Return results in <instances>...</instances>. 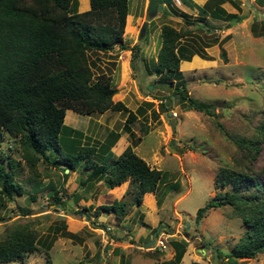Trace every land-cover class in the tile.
Masks as SVG:
<instances>
[{
    "label": "rangeland",
    "instance_id": "374dc122",
    "mask_svg": "<svg viewBox=\"0 0 264 264\" xmlns=\"http://www.w3.org/2000/svg\"><path fill=\"white\" fill-rule=\"evenodd\" d=\"M192 1L203 4L206 0H172L171 4L189 19L197 20L198 9L191 6ZM79 3L82 6L87 0H78L77 8ZM161 4L163 8L147 18V0H130L123 32V42L129 47L116 44L112 50L89 52L92 59L97 57L95 76L104 72L113 77L117 91L112 99L122 100L131 110L142 106V114L130 124L133 134L122 128L125 110L110 108L81 114L68 108L64 123L84 133L77 137L83 144L106 142L108 132L112 130L113 135L118 132V137H111L109 158L116 157L132 140L138 141L133 149L151 166L165 171L163 181L155 192H145L141 204L136 205L134 186L129 179L116 188L107 187L101 179L87 187L80 184L84 171L79 167L65 168L68 174L64 175L61 167L44 161L37 163L40 175H33L21 156L18 142L3 130L0 162L7 165L9 157L20 159L23 170L18 180L36 197L15 193L13 199L5 198V206H0V236L16 221H31L40 239L49 243L46 246L42 240L38 241L36 250L5 264H46L47 254L51 264H168L173 253L170 239L183 237L188 244L179 264L232 263L226 255L243 237L246 224L230 204L211 207L200 220H196V210L215 193L227 188L214 183L219 166L237 167L234 159L237 148L231 135L253 139L259 135L264 120V0H227L223 7L237 13L239 20L206 17L210 30L193 29L194 34L202 36V39L195 36L202 46L207 39L216 40L204 47L209 58L194 53L189 59H181L179 68L186 77L189 97L206 105L213 114L189 108L188 99L173 94V86L163 82L166 74L154 71L162 23H171L176 28L191 26L184 22L182 14L174 13L170 4ZM145 19L148 20L146 30L139 38ZM160 99H169L166 105L170 107V116L166 113L169 110L162 112ZM262 156L256 163H261ZM94 158L98 160L100 156ZM50 184L61 190L60 195L68 205L52 203ZM227 189H231L230 185ZM115 198L127 202V212L117 223L113 213L103 212L96 218H87L85 214L73 212L83 205L108 203ZM21 208H30L33 212L23 214ZM120 220L126 221L122 226L126 225L130 235L144 229L146 236L138 240L133 235L129 238L121 232ZM154 231L164 238L165 248L143 245ZM205 242L209 243L207 247ZM234 262L264 264V252L249 258L239 257Z\"/></svg>",
    "mask_w": 264,
    "mask_h": 264
},
{
    "label": "trees",
    "instance_id": "16d2710c",
    "mask_svg": "<svg viewBox=\"0 0 264 264\" xmlns=\"http://www.w3.org/2000/svg\"><path fill=\"white\" fill-rule=\"evenodd\" d=\"M225 1L206 0L203 4L192 1L191 6H197L199 18L191 20L185 12L173 7L172 0H159L170 4L174 13L182 14L184 22L191 26L176 28L171 23H162L154 71L159 75L166 74L163 82L173 86V94L188 99L189 108L210 114L213 111L206 105L189 97L187 80L179 65L181 59H189L194 53L209 58L204 47L216 39H207L202 46L195 37L202 39V36L193 33V29L210 30L206 17L239 20L237 13L222 6ZM89 2L90 7L80 11L78 0H0V133L5 130L18 142L31 174L40 175L37 163L44 161L61 167L64 175L68 174L65 168L75 170L79 167L84 171L80 184L87 187L101 179L107 187L116 188L129 179L134 186L133 202L140 205L145 192L157 190L165 171L151 166L135 152L133 146L138 141L131 139L132 143H128L116 157L109 158L112 155L111 137H118V132L114 131V135L112 130L108 132L106 142L83 144L77 137L84 133L64 123L68 108L81 114L110 108L125 110L127 115L122 128L133 134L130 124L143 112L140 105L131 110L122 100L112 99L117 91L113 77L104 72L95 76L97 57L92 59L89 55L90 51L112 50L116 44L122 48L129 47L123 42V32L127 26L130 0ZM234 5L237 7L238 3ZM262 31L264 34V21ZM223 57L226 58L225 55ZM160 100L162 112L170 110L166 101ZM231 138L237 148L234 155L237 167L220 165L214 177L217 187L228 188L230 185L231 189L215 193L204 206L199 207L196 220H200L211 207L232 205L235 214L247 226L243 237L226 255L227 260L232 261L230 264H235L234 260L239 257L249 258L257 252H264V120L255 138L245 139L236 135H231ZM104 151L108 153L102 154ZM95 155L100 159L96 160ZM259 156H262V161L256 163ZM22 170L20 159L15 157H9L7 165L0 162L1 207L6 204L5 198L13 199L15 193L30 194L35 199L36 195L24 189L18 180ZM52 187V203L55 206L68 205L60 195L61 190L54 185ZM126 204L125 200L115 198L108 203L83 205L73 212L85 214L87 218H96L103 212L113 213L119 220L127 212ZM91 208L94 209L91 211ZM20 210L23 214L33 212L30 208ZM7 218L2 217L3 220ZM38 241L46 246L49 244L40 239L38 229L31 225V221H16L7 226L0 236V264L33 252L38 248ZM187 244L184 237L170 239L173 253L166 263L179 264ZM208 244L205 242L204 247ZM46 264H51L48 254Z\"/></svg>",
    "mask_w": 264,
    "mask_h": 264
},
{
    "label": "water",
    "instance_id": "95a60500",
    "mask_svg": "<svg viewBox=\"0 0 264 264\" xmlns=\"http://www.w3.org/2000/svg\"><path fill=\"white\" fill-rule=\"evenodd\" d=\"M163 8V5L159 2V0H147V5H146V10H145V15L147 18H151L153 16L156 15V13L161 10ZM148 20L145 19L141 25L140 31H139V38H141L143 36V34L145 33L146 30V26H147ZM169 102L166 101V103ZM171 115V111L169 110L167 112V116ZM68 170V168H67ZM157 237V231H154L153 236L147 240L146 242L143 243L144 246H151L154 244L155 240Z\"/></svg>",
    "mask_w": 264,
    "mask_h": 264
},
{
    "label": "crops",
    "instance_id": "0c3cea01",
    "mask_svg": "<svg viewBox=\"0 0 264 264\" xmlns=\"http://www.w3.org/2000/svg\"><path fill=\"white\" fill-rule=\"evenodd\" d=\"M225 2H226V1H225ZM223 3H224V2H223ZM223 3H222V4H223ZM199 4H200V3H199ZM79 6H80V7L78 8V10H80V11L85 10V9H87V8L90 7V2H89V0H87V3L83 4L82 6H81V4L79 3ZM222 6H223V5H222ZM129 13H130V12H129ZM129 13H128V14H129ZM207 16H208V15H207ZM208 18H209V16H208ZM210 19H212V18H210ZM114 220H116L115 223H117V218H116V217H115ZM125 222H126V221H121V220H120V221H119V224H118L119 227H121L122 224L125 223ZM125 224H126V223H125ZM121 228H122V229H121L122 231H121V230H120V231H121L122 233H125V235H128L129 238H132V235H133V239H134V240H138V239H140L141 237L146 236V234H147V233L144 231V229H141L140 231L137 232V234H131V235H130V233H128V229H126V225H125V226H122ZM142 228H143V226H142ZM147 239H149V237H147ZM147 239H145V240H147ZM145 240H144V241H145Z\"/></svg>",
    "mask_w": 264,
    "mask_h": 264
},
{
    "label": "built area",
    "instance_id": "2783aa9c",
    "mask_svg": "<svg viewBox=\"0 0 264 264\" xmlns=\"http://www.w3.org/2000/svg\"><path fill=\"white\" fill-rule=\"evenodd\" d=\"M106 228L107 229H110V226L107 225ZM163 239L164 238L158 237V235H157L156 240L154 242V245L157 246V247H159V248H165L166 247V242Z\"/></svg>",
    "mask_w": 264,
    "mask_h": 264
}]
</instances>
